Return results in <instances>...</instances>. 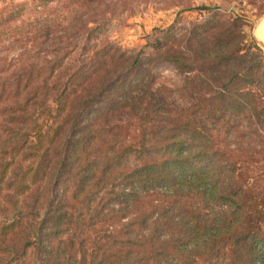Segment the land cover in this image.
<instances>
[{"label":"trees","instance_id":"16d2710c","mask_svg":"<svg viewBox=\"0 0 264 264\" xmlns=\"http://www.w3.org/2000/svg\"><path fill=\"white\" fill-rule=\"evenodd\" d=\"M25 7L0 8V28ZM98 14L10 57L0 45V264H264V59L245 17L155 41L188 72L173 106L118 97L141 56L96 41ZM100 190L120 205L104 211Z\"/></svg>","mask_w":264,"mask_h":264},{"label":"rangeland","instance_id":"374dc122","mask_svg":"<svg viewBox=\"0 0 264 264\" xmlns=\"http://www.w3.org/2000/svg\"><path fill=\"white\" fill-rule=\"evenodd\" d=\"M23 1H26L25 10L0 28V45L15 47L10 50L9 57L25 47L34 49L32 43L37 45V42L33 35H38L37 41H41V44L63 39L79 16L85 18L91 11L98 10L96 41L110 39L127 51L140 53L141 56L139 68L129 76L131 89H117L120 98L146 97L173 106L188 103L191 96L183 88L188 72L167 60H156L153 56L157 52L155 41L164 39L165 31L171 26L173 28L170 32L179 35L185 31L186 26L206 21L215 11L242 14L246 19L243 30L247 40L253 39L256 42L262 49L261 56L264 59V36H260L264 33L258 29L264 21V12H261L262 8L258 5L264 7V0H97L79 5L69 4L67 7L53 1L46 8L33 0H0V8ZM259 19L261 22L256 27ZM252 49L257 50L255 46ZM148 75H152L149 88L146 87ZM243 128V145H258L253 142V126L244 122ZM233 138L238 137L231 135ZM133 162V159H129V163ZM105 194L106 191L100 190L97 195L99 207L102 205L104 211L120 205L119 200L110 199ZM36 252L34 263L38 264L45 254Z\"/></svg>","mask_w":264,"mask_h":264},{"label":"bare ground","instance_id":"6f19581e","mask_svg":"<svg viewBox=\"0 0 264 264\" xmlns=\"http://www.w3.org/2000/svg\"><path fill=\"white\" fill-rule=\"evenodd\" d=\"M262 20V19H261ZM260 19L258 20V22L256 23V27L260 24ZM258 29L262 32V33H264V21H262L261 22V24H260V26H258ZM259 30H258V32H259ZM260 33V32H259ZM260 36H264L263 34H261Z\"/></svg>","mask_w":264,"mask_h":264},{"label":"water","instance_id":"95a60500","mask_svg":"<svg viewBox=\"0 0 264 264\" xmlns=\"http://www.w3.org/2000/svg\"><path fill=\"white\" fill-rule=\"evenodd\" d=\"M257 23V22H256ZM256 25V24H255Z\"/></svg>","mask_w":264,"mask_h":264}]
</instances>
